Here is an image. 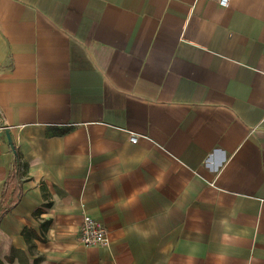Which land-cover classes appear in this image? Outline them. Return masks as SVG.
<instances>
[{"label": "crops", "instance_id": "1", "mask_svg": "<svg viewBox=\"0 0 264 264\" xmlns=\"http://www.w3.org/2000/svg\"><path fill=\"white\" fill-rule=\"evenodd\" d=\"M6 130L0 264H264V0H0Z\"/></svg>", "mask_w": 264, "mask_h": 264}, {"label": "trees", "instance_id": "2", "mask_svg": "<svg viewBox=\"0 0 264 264\" xmlns=\"http://www.w3.org/2000/svg\"><path fill=\"white\" fill-rule=\"evenodd\" d=\"M22 166L23 161L21 154L18 150H15L11 168L5 181L4 189L0 199V222L3 217L20 202L23 196L24 190L21 179ZM24 233L29 245L32 237H38L36 233H30L26 231Z\"/></svg>", "mask_w": 264, "mask_h": 264}, {"label": "built area", "instance_id": "3", "mask_svg": "<svg viewBox=\"0 0 264 264\" xmlns=\"http://www.w3.org/2000/svg\"><path fill=\"white\" fill-rule=\"evenodd\" d=\"M227 7L232 0H210ZM131 141L136 143L138 135H132ZM80 240L86 246H106L109 244L108 229L104 223L98 221L91 215L86 214L81 227Z\"/></svg>", "mask_w": 264, "mask_h": 264}, {"label": "water", "instance_id": "4", "mask_svg": "<svg viewBox=\"0 0 264 264\" xmlns=\"http://www.w3.org/2000/svg\"><path fill=\"white\" fill-rule=\"evenodd\" d=\"M6 132H7L8 138H9L10 145L15 150V145H14L13 138H12L11 134L8 130H6Z\"/></svg>", "mask_w": 264, "mask_h": 264}]
</instances>
